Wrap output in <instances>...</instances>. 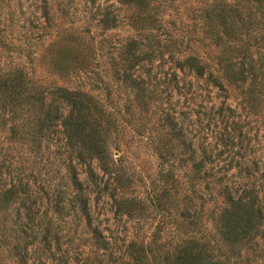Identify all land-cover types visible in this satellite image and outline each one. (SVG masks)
Returning <instances> with one entry per match:
<instances>
[{
  "label": "rangeland",
  "instance_id": "rangeland-1",
  "mask_svg": "<svg viewBox=\"0 0 264 264\" xmlns=\"http://www.w3.org/2000/svg\"><path fill=\"white\" fill-rule=\"evenodd\" d=\"M0 264H264V0H0Z\"/></svg>",
  "mask_w": 264,
  "mask_h": 264
},
{
  "label": "trees",
  "instance_id": "trees-1",
  "mask_svg": "<svg viewBox=\"0 0 264 264\" xmlns=\"http://www.w3.org/2000/svg\"><path fill=\"white\" fill-rule=\"evenodd\" d=\"M95 1V0H92ZM137 2L141 5H146L148 0H126V3ZM234 12L230 11L225 5L223 9L220 10L218 17H227L229 13ZM118 22V17H110L106 15L102 23L104 25H114L116 27ZM145 23H154L155 20L151 17L143 19ZM133 42V46H135ZM186 64L189 68L193 70L197 77H203L206 74V69L203 65L199 63L196 58L190 57L187 59ZM62 96V99L69 105L70 113L65 117V127L66 134L70 143L79 147L83 151L80 153L82 159L84 160L83 152H87L88 155H91L92 160L97 161L103 169V173L106 172L108 168V154L107 147L104 140L98 136L92 128L88 125V117L86 113L91 112L89 104L86 105V97L81 93L69 91L66 89L59 90ZM92 129V130H90ZM73 141V142H72ZM86 176L91 179L92 182H96V178H99V175L93 169V166L90 165L87 167ZM233 201L232 204V226L230 232L234 235H247L252 229L253 220L255 218L254 204L246 202V199H238Z\"/></svg>",
  "mask_w": 264,
  "mask_h": 264
}]
</instances>
